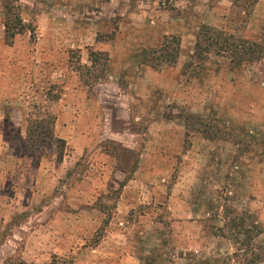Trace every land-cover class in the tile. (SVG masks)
<instances>
[{"label":"rangeland","instance_id":"1","mask_svg":"<svg viewBox=\"0 0 264 264\" xmlns=\"http://www.w3.org/2000/svg\"><path fill=\"white\" fill-rule=\"evenodd\" d=\"M17 4L8 44L0 0V264H264V52L193 58L202 25L264 44V0Z\"/></svg>","mask_w":264,"mask_h":264},{"label":"trees","instance_id":"2","mask_svg":"<svg viewBox=\"0 0 264 264\" xmlns=\"http://www.w3.org/2000/svg\"><path fill=\"white\" fill-rule=\"evenodd\" d=\"M2 1V19L4 26V37L5 41L8 44L12 43L13 38L24 32L25 25L21 18L20 7L17 4L18 0H1ZM177 43V41H173ZM156 53L161 52L159 57L155 59V62H166L171 61L174 62L177 59V51L170 50L169 46H162L159 50L154 51ZM264 52V44H258L256 42H249L246 40L235 39L232 35L227 34L224 31H219L217 29H213L207 25H202L196 36L195 42L193 46V54L194 57L198 59V61L205 60L207 56L211 53L216 54H229L232 58H235V61L232 63L236 66L241 65L242 63H252L255 60H258L262 57ZM93 57L95 53L90 54L91 63H94ZM152 68L160 67L159 63H152L149 65ZM234 67V66H233ZM42 126H38L35 128H29L26 133V141L27 143H31V146L37 147L36 145H42L44 142V137L42 136L41 129ZM39 148V147H38ZM125 154H129V151H125ZM126 159L125 155L124 158ZM129 159H127L128 161ZM127 161H123L122 165H126ZM137 166L136 160L133 161L131 167L129 168V174L133 173L135 167ZM154 260H150L148 258L145 260L144 264H152ZM4 264H36V263H26L19 258H12L7 260ZM47 264H57L55 261H51Z\"/></svg>","mask_w":264,"mask_h":264}]
</instances>
